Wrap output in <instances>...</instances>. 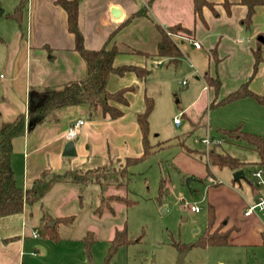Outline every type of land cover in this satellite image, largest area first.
I'll use <instances>...</instances> for the list:
<instances>
[{"label": "crops", "instance_id": "1", "mask_svg": "<svg viewBox=\"0 0 264 264\" xmlns=\"http://www.w3.org/2000/svg\"><path fill=\"white\" fill-rule=\"evenodd\" d=\"M19 1L15 0V6ZM207 1L214 4L216 15L210 8L203 7L199 17L193 10L192 0H79L78 26L84 47L99 50L106 44L108 48L115 46L118 51L114 59L116 67L137 66L145 68L148 74L139 77L129 70L108 76L105 88L109 92L133 87L126 93L127 104L122 106V115L118 118L103 116L100 110L91 118L85 105L60 107L30 130L26 118L24 135L12 141L10 163L16 184L26 190L46 169L51 172L84 171L114 161L122 162L126 157L142 153L141 132L135 117L143 109L144 97L148 95L147 82L152 74L147 68L148 61L154 56L168 58L170 62L169 57L157 53L160 29L166 31L170 26H182L189 30L186 35L169 33L180 51L186 43L192 42L200 45L196 48L192 44L196 50L205 48L207 54L199 61L192 62L189 56L182 55L173 63L184 57L194 73L202 76L208 71L218 75L221 87L217 98L237 89L250 77L254 61L252 52L258 47L257 41H261L263 59L248 87L264 95V6L256 7L252 23L246 27L241 22L246 7L238 0H229V13L222 5L224 0ZM112 7L121 10L119 17L112 16ZM142 9H145L144 14L134 15ZM15 22L17 27L13 35L8 42L3 41L8 45L0 60L3 70L0 72V125L13 121L18 114L26 117L33 92L44 87L58 88L67 82L81 80L87 74L85 62L75 49L74 35L68 31L66 13L55 0H25L21 24ZM113 32L115 35L109 40ZM212 50H216L219 58L215 70L210 57ZM155 63L161 65L162 61L158 59ZM204 91L208 93L206 103L209 106L214 93L206 83L198 88L196 100ZM226 105L234 106L224 108L227 110L222 112L223 117L218 121L223 127L238 124L236 126H243L245 130L241 129L248 130L246 132L264 133V105L252 97ZM225 118L230 123L223 122ZM77 119L84 122L76 136L70 139L67 137L68 128ZM68 141L74 144L75 154L72 156L63 154ZM199 177L208 175L203 173ZM208 181V205L213 206L215 214L212 230L218 227L220 231L228 230V245L263 243L261 212L264 210L249 215L244 211L258 195L264 196V190L251 183L247 190L238 192L234 190V184L227 187L212 179ZM82 187L88 196H97L100 192V186L95 183L82 186L74 182H57L41 201L24 204L20 213L0 217V264H25L24 256L31 254L26 248V239L34 230L39 232L42 209L47 205L54 218L69 214L76 204L74 201L70 205L62 204V195ZM77 236L80 235L75 232L71 237L79 240Z\"/></svg>", "mask_w": 264, "mask_h": 264}, {"label": "rangeland", "instance_id": "2", "mask_svg": "<svg viewBox=\"0 0 264 264\" xmlns=\"http://www.w3.org/2000/svg\"><path fill=\"white\" fill-rule=\"evenodd\" d=\"M16 3L15 0H0V10H4L0 15V58L8 45L3 41L9 40L17 27L15 20L9 17ZM191 45L186 43L182 47L181 56H189L192 62L204 58L205 48L196 50ZM158 59L162 61L161 65L155 63ZM148 62L147 68L152 74L147 82V94L153 98L148 136L151 152L143 161L130 166L125 177L118 179L115 176H119L120 165L117 161L112 162L109 167L117 172L111 173L103 185H99L97 196H88L85 187L64 193L62 204L70 205L74 201L76 206L62 216L73 215L74 219L61 224L62 227L57 226L60 236L57 241L41 235V221L37 237L30 235L26 239V248L31 254L24 256L25 264H176L180 248L194 244L207 227L208 180H215L221 183L220 186L234 184V190L238 192L247 190L251 183L256 185L252 173L260 167L256 163L257 152L243 141L223 137L219 131V128L230 129L238 125L223 127L218 122L222 112L227 110L224 108L234 105L209 107L207 91L196 100L198 88L205 83L203 75L189 68L186 58L175 64L168 58L153 56ZM179 80L187 81V85H180ZM176 118L178 124L174 123ZM225 121L230 123L229 119L225 118ZM241 128L245 130L243 126ZM249 132L264 136L262 132ZM205 139H210L211 143L206 144ZM184 145L200 155L213 148L238 157L245 177L235 182L231 180L233 172L228 167L209 165L211 174L200 178L201 174H207L208 162L204 156L199 158L188 153ZM188 176L194 179L186 186L184 181ZM110 194L127 196L133 203L127 206L112 202L101 214H96L94 209L100 204L101 196ZM191 205L199 206L200 211H191ZM45 209L51 216L47 205ZM261 213L264 219V211ZM124 225L131 241L120 245L106 263L110 239L115 230ZM74 231L80 235L77 236L79 240L72 239ZM87 232H92L93 236L89 253L82 240ZM185 250L183 264H264V241L209 247L192 245Z\"/></svg>", "mask_w": 264, "mask_h": 264}, {"label": "trees", "instance_id": "3", "mask_svg": "<svg viewBox=\"0 0 264 264\" xmlns=\"http://www.w3.org/2000/svg\"><path fill=\"white\" fill-rule=\"evenodd\" d=\"M55 3L60 5L67 17L68 31L74 35L75 49L82 56L86 65V77L78 81H71L63 84L61 87H44L38 92H33L29 101L27 116L24 114H18L17 117L11 122H2L0 125V217L20 213L24 204H33L34 202L41 201L42 197L51 189V187L57 182H74L80 185L88 183H95L103 185V181L110 177L111 173L117 172L113 168L110 169L106 164L93 169L81 170H66L64 172H51L50 170H44L40 176L35 179L32 185L22 190L14 179L10 158L13 150L12 141L14 138L24 135L26 131V118L33 119L35 125L47 120L53 112L63 106H78L85 105L88 109V116L93 118L96 112L100 110L103 116H108L112 119L118 118L122 115V106L127 104V91L133 89V87L122 88L114 92H109L105 88V83L108 76L111 73L123 74L125 71H134L139 77L148 74L145 68L137 66H118L114 65V59L118 53L115 46L110 48L107 44L99 50H88L84 47L83 37L78 26V3L79 0H55ZM194 12L201 17L202 8L208 7L216 15L217 11L214 9V4L207 0H192ZM239 4L246 7V14L242 18L241 22L246 27H249L252 23V17L254 15L257 6H264V0H238ZM25 0H20L14 7L13 12L9 15L10 18L21 24L23 7ZM222 5L226 9L227 13L230 12L231 2L224 0ZM145 13V9L136 12L134 15H141ZM161 40L159 42L158 55L164 57H171V62H176L181 56V51L178 45L173 41L169 33L177 34L179 32H189L188 29L182 26H170L166 31L160 29ZM115 35L113 32L108 38ZM258 47L253 50V66L250 77L243 82L237 89L229 92L221 98H217L221 82L215 73L206 71L203 75L206 85L213 90L214 98L211 100L209 107L215 108L217 106L225 105L245 97H252L258 103L264 105V95L253 92L248 87L249 81L255 75L258 70L259 64L262 62V54L260 47L261 41H257ZM210 57L214 66V70L217 68L219 58L216 50L210 51ZM153 109V98L149 95L144 97L143 109L136 114V123L138 124L141 132L142 153L136 157H126L122 162H119V176L125 177L128 168L132 165H136L143 161L147 155L151 152L149 136V116ZM222 136H227L232 141H243L251 148H253L258 155L257 164L264 168V136L246 132L241 129V126L235 128L219 129ZM218 143H221L219 140ZM184 149L188 153H193L195 156L201 158L204 156L208 162L206 165L207 175L211 174L209 165L216 166L218 168L228 167L231 170L239 169L242 162L238 158L230 155L227 152L218 151L215 149L208 150V153L199 154L198 151L191 150L184 145ZM112 202H119L125 205H131L132 200L127 196L120 194L102 195L100 204L94 209L96 214H101L106 205ZM110 208V207H108ZM113 210H111L112 212ZM54 219V225L48 226V222ZM74 219L73 215L51 217L45 208L42 209L41 221V235L52 241H57L60 236L57 229L59 224H68ZM215 214L212 205L207 206V227L198 238V240L192 244L201 247L209 246H221L228 245L229 231H220V228L212 230ZM82 240L85 243L86 250L89 253L90 246L93 241L92 232H87ZM131 240L128 237L126 226L122 229L115 230L112 238L110 239V246L108 251V257H106V263L109 257L117 250L120 245L129 243ZM192 245H186L181 250L190 248Z\"/></svg>", "mask_w": 264, "mask_h": 264}, {"label": "built area", "instance_id": "4", "mask_svg": "<svg viewBox=\"0 0 264 264\" xmlns=\"http://www.w3.org/2000/svg\"><path fill=\"white\" fill-rule=\"evenodd\" d=\"M169 34V33H168ZM192 44L196 47V48H199V44L196 43V42H192ZM2 76V75H0ZM179 83L181 85H186V81L185 80H181L179 81ZM83 120L82 119H77L75 120L71 125L70 127L68 128V131H67V137L68 138H73L74 136H76V134L78 133L79 131V128L80 126L83 124ZM174 123L175 124H178L179 123V120L176 118L174 120ZM206 144H210L211 143V140L210 139H205L203 140ZM253 176L255 177L256 181H255V184L262 190H264V168L260 167L258 168L256 171H254L253 173ZM189 209L191 211H195V212H198L200 210V207L197 206V205H191L189 206ZM264 210V196L263 195H258L257 198H256V201L249 204L246 208V210L244 211V214L245 215H249L255 211H263ZM38 235V232L36 230H34L32 232V236L33 237H37Z\"/></svg>", "mask_w": 264, "mask_h": 264}, {"label": "water", "instance_id": "5", "mask_svg": "<svg viewBox=\"0 0 264 264\" xmlns=\"http://www.w3.org/2000/svg\"><path fill=\"white\" fill-rule=\"evenodd\" d=\"M110 12H111L112 16L119 17L120 13H121V10L119 8L112 7ZM2 13H3V10H0V15ZM34 125H35L34 120L33 119H29L28 123H27V129L30 130L31 128L34 127ZM63 154L66 155V156H72V155L75 154L74 144H73L72 141L66 142V144L64 146ZM232 177H233L234 181H239L240 179H243L245 177L243 169L240 168V169L234 170L233 173H232ZM192 179H193L192 176L186 177L185 181H184V184L186 186H189ZM47 225L48 226H53L54 225V220L49 221ZM185 252H186V250H180L176 264H183V257L185 255Z\"/></svg>", "mask_w": 264, "mask_h": 264}]
</instances>
